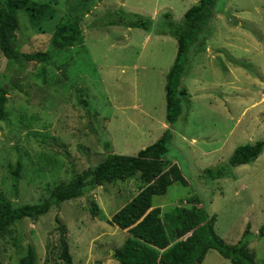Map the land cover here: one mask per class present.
I'll use <instances>...</instances> for the list:
<instances>
[{"label": "rangeland", "instance_id": "rangeland-1", "mask_svg": "<svg viewBox=\"0 0 264 264\" xmlns=\"http://www.w3.org/2000/svg\"><path fill=\"white\" fill-rule=\"evenodd\" d=\"M42 1L56 7L55 16L34 27L20 10L18 47L45 51L49 59L11 70L0 50V84L9 91L7 116L0 120V196L16 205L39 202L74 172L96 166L109 148L136 155L171 128L165 168L177 163L188 185L174 182L166 194L154 196V206L164 216L177 207H192L186 199L196 194L217 215L216 230L230 243L241 238L250 222V247L261 264L264 151L254 162L230 167L227 178L208 179L203 171L228 162L240 144L264 140V0H217L191 47L182 78L188 95L172 125L166 118L165 84L177 53L176 38L155 28L107 22L118 10L155 22L169 12L181 21L198 0ZM62 19L79 20L84 39L59 49L53 37ZM81 95L91 110L80 103ZM18 161L22 171L15 190ZM142 186L138 175L105 183L38 219L9 226L0 235V264H18L29 245L36 249V264H65L61 224L67 226L73 264H121L112 254L129 234L109 218ZM91 201L99 205L97 217L91 214ZM202 264L232 263L213 249Z\"/></svg>", "mask_w": 264, "mask_h": 264}, {"label": "trees", "instance_id": "trees-1", "mask_svg": "<svg viewBox=\"0 0 264 264\" xmlns=\"http://www.w3.org/2000/svg\"><path fill=\"white\" fill-rule=\"evenodd\" d=\"M101 1V0H99ZM217 0H199L184 14L181 21L166 12L164 19H155L139 13L126 14L123 10L113 13L110 25L155 30L160 34H169L177 40V53L173 65L167 73L166 108L167 121L174 124L183 112V97L188 90L182 85V78L187 69L192 45L199 40L203 28L209 22ZM27 13L30 23L39 27L44 21L56 14V7L49 1L42 0H0V50L8 60V68L24 70L31 61H47L45 51L24 52L18 47L19 11ZM84 39L80 21L62 19L56 26L53 44L56 48H67ZM8 89L0 84V120L7 116L6 105ZM82 94V91L81 93ZM79 101L91 110L86 96ZM173 140L171 128L152 144L139 150L136 155L118 154L109 148L106 157L96 166L82 172H74L67 182L57 183L41 201L16 205L5 196H0V235L8 227L25 218L38 219L48 213L53 206H60L66 200L85 195L90 188L126 180L139 176L143 186L139 192L109 219L111 224L127 230L128 237L116 247L113 258L121 264H201L211 249H216L232 264H259L255 251L250 247L251 224H247L241 238L230 243L216 230V214H211L202 204L198 195L189 196L186 201L192 207H177L174 211L161 215L162 209L154 206L153 198L166 194L174 182L188 185L177 163L165 168V155ZM107 147L109 143H106ZM264 151V140L243 143L235 148L228 162L204 169L203 176L219 179L229 176L230 167L254 162ZM22 162L18 161L13 171L14 189L18 190L21 178ZM227 178V177H226ZM99 206L90 202L91 214L98 216ZM61 222L60 216L56 217ZM60 257L65 264H73V256L67 236V226H60ZM258 236H264V225ZM37 252L29 245L27 252L18 264H36ZM264 264V261L261 263Z\"/></svg>", "mask_w": 264, "mask_h": 264}, {"label": "crops", "instance_id": "crops-1", "mask_svg": "<svg viewBox=\"0 0 264 264\" xmlns=\"http://www.w3.org/2000/svg\"><path fill=\"white\" fill-rule=\"evenodd\" d=\"M198 2H199V0H198ZM198 2H197V3H198ZM214 7H215V6H214ZM213 12H214V9H213ZM211 18H212V16H211ZM211 18H210V19H211ZM210 19H209V20H210ZM199 39H200V37H199ZM175 58H176V57H175ZM173 63H174V62H173ZM172 65H173V64H172ZM170 68H171V67H170ZM169 70H170V69H169ZM168 72H169V71H168ZM166 104H167V102H166ZM141 188H142V187H140V189H141ZM137 193H138V192H137ZM98 199H100V196H99V198L97 197V201H98ZM98 206H99V205H98ZM112 216H113V215H112ZM112 216H111V217H112ZM111 217H110V218H111ZM110 218H109V219H110ZM215 225H216V224H215ZM215 228H216V227H215ZM211 250H213V249H211ZM211 250L208 251L207 255L211 252ZM207 255H206V257H207ZM206 257H205V258H206ZM202 263H203V262H202ZM202 263H201V264H202Z\"/></svg>", "mask_w": 264, "mask_h": 264}]
</instances>
